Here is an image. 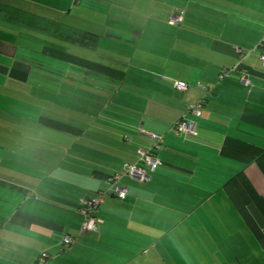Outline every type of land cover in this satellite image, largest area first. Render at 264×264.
<instances>
[{
  "label": "crops",
  "instance_id": "0c3cea01",
  "mask_svg": "<svg viewBox=\"0 0 264 264\" xmlns=\"http://www.w3.org/2000/svg\"><path fill=\"white\" fill-rule=\"evenodd\" d=\"M0 35V264H264V0H0ZM237 63L251 88L218 80ZM147 134L161 164L79 235V200Z\"/></svg>",
  "mask_w": 264,
  "mask_h": 264
},
{
  "label": "built area",
  "instance_id": "2783aa9c",
  "mask_svg": "<svg viewBox=\"0 0 264 264\" xmlns=\"http://www.w3.org/2000/svg\"><path fill=\"white\" fill-rule=\"evenodd\" d=\"M184 10H177L168 17V24L176 26L180 24L183 20ZM261 48H264V38L260 42ZM239 62L251 54V51L244 49L236 50ZM259 61L262 66H264V53L258 56ZM232 72L239 73L240 82L248 88L252 87L249 81V72L242 69L240 63H237L232 68L222 69L218 74V80H223L230 76ZM172 87L181 92H185L189 89V86L180 81H173ZM198 88L207 91L203 87L198 85ZM204 104V99H200L194 104H190L186 108V112L191 114L195 118H199L202 113V108ZM140 133L146 134L142 130ZM196 122L193 120L181 119L175 122L170 127V132L174 136H195L196 135ZM152 145L148 149L139 148L137 150V163L128 164L124 163L120 171L115 172L113 175L109 176L106 181L104 188L98 190L93 196L87 198H81L79 200V206L76 213L81 218V224L79 229V235L86 233H95L98 231V227L101 221L97 218L96 213L99 206L104 202V199L108 196H114L120 200H123L127 196V186L123 183L125 179L133 180L139 184H144L150 178V175L155 172L156 168L161 164V161L154 156L153 151L159 149L164 137L157 134H147ZM75 237L64 236L61 240V246L66 249L72 246L76 242ZM48 255L42 254L41 261H44Z\"/></svg>",
  "mask_w": 264,
  "mask_h": 264
},
{
  "label": "trees",
  "instance_id": "16d2710c",
  "mask_svg": "<svg viewBox=\"0 0 264 264\" xmlns=\"http://www.w3.org/2000/svg\"><path fill=\"white\" fill-rule=\"evenodd\" d=\"M75 46L78 47H94L96 45V38L90 34H83L74 38V40H70ZM108 178V177H107Z\"/></svg>",
  "mask_w": 264,
  "mask_h": 264
},
{
  "label": "rangeland",
  "instance_id": "374dc122",
  "mask_svg": "<svg viewBox=\"0 0 264 264\" xmlns=\"http://www.w3.org/2000/svg\"><path fill=\"white\" fill-rule=\"evenodd\" d=\"M32 25H34L32 28H34V30H39V29H42V30H44V28H41L40 26H38V25H35V24H32ZM45 30H47V32L46 33H53V32H55L54 30H52V29H46L45 28ZM57 32H59V31H57ZM4 35V34H3ZM0 37H2V35H0ZM5 37V36H4Z\"/></svg>",
  "mask_w": 264,
  "mask_h": 264
}]
</instances>
